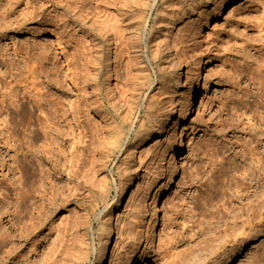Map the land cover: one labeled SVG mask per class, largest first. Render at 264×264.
Segmentation results:
<instances>
[{"label": "rangeland", "instance_id": "rangeland-1", "mask_svg": "<svg viewBox=\"0 0 264 264\" xmlns=\"http://www.w3.org/2000/svg\"><path fill=\"white\" fill-rule=\"evenodd\" d=\"M80 1L88 16L82 13L81 20L116 28L119 48L118 55L110 54V82L105 71L109 53L103 52L101 64L89 63L84 70L76 42L90 41L94 33L87 29L82 34L78 29L81 20L72 24L69 17L70 25L60 21L58 15L65 9L55 0H0V12H10L6 26L0 18V215L8 211L17 217V236L39 225L8 264H61V258L54 262L57 250L78 230V220L88 212L93 246L98 247L121 191L125 170L119 168H132L139 178L112 222L114 248L107 264H130L133 260L126 263L130 255L141 258V264H185L187 259V264H264V222L251 232L241 225L233 231L227 210H232L234 200L243 194L240 191L247 188L243 173L248 163L241 153L248 144V125L253 124L248 119L255 111L264 115V97H256L264 88L256 52L262 49L264 53V32L258 26L264 20V0H222V6L213 2L173 27H153L156 15L150 0ZM201 59L207 62L203 90L196 97L191 118L182 126L186 139L184 151L177 156L178 178L162 199L160 225L153 231L157 215L152 210V191L160 190L167 177V147L178 124H173L171 141L168 137L147 143L134 161L125 151L108 159L106 152L117 140L110 102L132 106L131 96L138 97L148 79L153 85L145 94L149 100L153 96L156 114L175 107L180 118L183 87L192 83L190 69ZM178 68L188 78L179 85ZM33 86L46 87V100L60 102L61 136L56 147L49 146L50 141L45 142L40 133L37 136L39 129L33 133L31 98L22 99L27 91L34 94ZM251 91L255 96L248 94ZM14 101L22 108H15ZM128 108L120 110L121 117H129ZM116 122L127 130L121 119ZM50 148L53 157L49 159L44 154ZM256 151L257 157L264 155V139ZM108 160L101 167L100 162ZM107 188L109 195L104 200ZM20 197L30 198L22 219L14 212ZM6 222L7 218L3 225L9 227ZM237 231H244L241 238ZM9 245H0V260L7 259ZM215 245L221 248L216 253ZM211 248L215 250L209 254ZM98 259L93 255L91 264Z\"/></svg>", "mask_w": 264, "mask_h": 264}, {"label": "bare ground", "instance_id": "bare-ground-1", "mask_svg": "<svg viewBox=\"0 0 264 264\" xmlns=\"http://www.w3.org/2000/svg\"><path fill=\"white\" fill-rule=\"evenodd\" d=\"M55 1L57 2L56 5L59 8L65 9L63 11V13H60V15H58V19L60 21H63L65 23H67V21H68V25H70L71 24V23H69V17H70V20L73 22L72 24H77L81 20L82 13H84L83 15H85L86 19H87L88 16H87V13H85L86 9L83 10L82 9L83 6L80 7V4H82L81 3L82 1H80V0H55ZM150 2H152V4L150 5V9L156 15L154 18L153 27L156 26L157 24H159L160 27H164V26L173 27L177 23H179L180 21L188 18L193 12L199 11L202 8V6H208L209 4H211L213 2L214 3L216 2L220 5L224 4L222 2V0L221 1L220 0H150ZM193 14H195V13H193ZM263 14H264V9H263ZM9 15H10L9 11H1L0 12L1 21H3V23H4L3 25H5V26L8 23L6 21L10 17ZM37 15H39V14L37 13ZM34 18H36V17H32V19H34ZM263 18H264V16H263ZM81 21L82 22L78 24V27H79L78 29L82 34L87 29L94 33V35L92 36L93 38L90 41L84 42V41L78 40L76 42V46L78 47V49L76 50V53L80 54V57L82 59L83 65H84V70H86V66L88 69L89 63H92L93 65L101 64L102 63L101 60L103 58V52L107 51L109 54H108V57H106L107 65H106L105 71H106V75H107V77H106L107 82H110V80L112 78L111 77V69L109 67L110 64H108V63H110L109 59L112 57V55H110V54L114 53V55H118L117 51L119 48V46L117 45V33L115 32L116 28L115 27H109L108 28L106 26H105V28H102L99 26V24L97 25L98 21H97V23H96V21H93V24H87V23H85V21H83V20H81ZM149 22H150V19L145 21L144 27L142 29V31L144 33H146L145 28H146L147 24H149ZM1 24H2V22H1ZM258 26L260 29L259 32H264V20H261V22L258 23ZM9 27L10 26L5 27V29H8ZM146 36H147V34H146ZM173 50H175V49H173ZM183 51L184 50L182 49V52ZM185 52H186V50H185ZM185 52L182 54H185ZM256 52L259 54V57H257L258 58L257 70L260 72V75L262 77L261 86H264V53H262V49L258 50ZM142 54L145 55L144 50H143ZM250 57H252V56H250ZM206 65H207V62L205 60L201 59L195 67H192L190 69V73L192 74V78H191L192 83L187 84L183 87L184 91H183L182 99H181L182 113H181L180 118H177L175 107H172L168 113L159 112L156 114L157 111L155 110L156 109L155 108V106H156L155 102L153 103V100H151V99H153V96L150 98V100H151L150 101L149 100L150 96L147 95V93L145 94L146 90H152L153 82L151 80H148V79H146L145 82L140 86L141 93L138 94V97H134L133 95L131 96L132 98H134L133 102H131V103H133L132 106L128 105L127 103H124L123 101L115 102L113 100L114 102H112V101L110 102V104L113 105L112 107L114 108V111H115L114 118H113L112 122L115 124L114 129H117V140L112 145L111 148H108V150L106 152V158H108V159H111L112 157H114L118 153L125 151L127 153L128 157L132 161H134L136 159V154L142 152V146L146 145L147 143L153 142V140L155 141L157 138H161L162 140L163 139L167 140L168 137H169V140L171 141V138L173 136L172 132H171L173 124L175 122H177V124H178V126L176 127L173 142L171 141L167 147L168 153L166 155V158L168 160L169 166L167 169V177H166V179L162 185V188L160 190L154 192V191H152L154 181H151L148 183L150 185L149 190L152 191V194H153L152 210H154L155 214L157 215L156 219L153 221V231L156 229V227H158L160 225L158 214H159V209L161 207L162 199L164 196H166L167 194H169L172 191V188H173V186H174V184L178 178L177 156L182 151H184L185 139H186V133H185L186 129L182 126L184 124L188 123L189 119L191 118V116L193 114V110H194V104H195L196 97L203 90L202 79H203L204 67ZM115 73H116V70H115ZM177 74H178L176 77L177 85L183 84L185 79H188V78H186L185 73L182 71L181 68H178ZM108 89H109L108 93L110 94L108 97L112 98L111 97L112 91H111L110 85H108ZM45 90H46V87L41 88V89H36L35 86H33L31 91L34 92V94H31L30 92L27 91V92L22 94V99L31 98L32 110H33L32 114H31V119H32V125L34 126L33 133H36V131H37L36 128L39 129L40 131H37L38 134L36 133L37 136H39V133H40L44 138H46L45 142L50 141L48 144L49 146L53 145L54 147H56L59 145V142H57V141L60 140V136H61L60 135V133H61V130H60L61 119H60V114H59L60 102H57V101H55V102L50 101L49 102V101H47L45 97H48L49 94ZM260 91L261 92L258 95L256 94L257 95L256 97L257 98L259 97L260 99H262L264 97V88L260 89ZM248 94L250 96L254 95V93H252V91L250 93L248 92ZM17 96L18 95H16V98H17ZM148 100H149V103L146 105V102ZM141 102H143L142 105H140ZM260 103H262V102H260ZM12 104L15 105V108L16 107L22 108V104L20 105L18 103V101H14ZM262 105H263V103H262ZM126 107H129L127 111L130 115H129V117H121L120 110L125 109ZM255 107H257V106H255ZM262 108H264V105L262 106ZM37 112H39L42 115L44 114L45 116L44 115L43 116H37V114H36ZM254 113H257V112L255 111ZM254 113H253V116H251V118L248 119L249 123L251 122V120L253 121V124L248 125V131H249L248 132V135H249L248 144L246 142V144H247V145L245 144L246 148L244 149V151H242V152H244V154L241 153L242 157L244 158V161L246 160L248 163V164L245 163L247 168L245 167L246 169L244 170V173H243L244 174L243 180L246 182L247 188L242 189L240 191V192H243V194H241V195L238 192V194L240 196L237 195L239 197H237V199L234 200L235 206L234 207L232 206L233 207L232 210H230L231 208L227 209L229 211L228 217H230L228 219H232L231 221H233L232 222V224H233L232 228L234 227L233 231L239 230L242 227L244 229L249 228L250 229L249 232H251L252 230L254 231V229L257 228L259 225H262V223L264 222V155L262 154L260 156V154H259L260 157H257L258 152L256 151L257 147L260 145V143L264 139V115H262L260 112L257 113L258 115H255ZM116 119H121V123L127 127L126 131H123L121 129L119 123L116 122ZM157 134H159V135H157ZM92 138H93V136H92ZM89 143H91L90 139H89ZM20 150L22 151V148H20ZM52 154H53V151L50 148V150H47V153L44 155H46V156L49 155L50 156L49 159H50L51 157H53ZM239 155H240V153H239ZM139 159H140V156H139ZM41 160L43 161L44 158H42ZM38 162H40V161H38ZM20 163L23 164L22 162H20ZM20 163H18V167H19L18 169H19L20 175H22L21 174L22 169H20L21 168ZM108 163H109V160L106 162L101 161L100 165H101V167H106L108 165ZM124 170H125V173H124L122 183L120 185L121 191L119 194V198L114 205V206H116V204H117V206L116 207L113 206L110 213H109V224L106 227L103 226L104 227V233L101 237V240L99 241L100 243H99L98 247L95 248L93 246V236H92L93 232H91L92 225L89 222L90 221L89 220V214L90 213L88 212L89 214L88 213H86L85 215L82 214V217L78 220L77 227H76V229H78V230L73 235H71V237L69 239H67L64 244H62L59 247V249L56 252V255H55L56 258L54 259V262H55V260L57 261L58 259L61 258L59 261V263L62 262L61 264H91V257L94 255V258L99 257L96 264H107L108 263L109 259L112 257L113 248H114L113 243H114V237H115L114 236L115 235V229L112 227L113 226L112 222H113L114 218L116 217L117 210H121L124 207L128 197H129L130 189L135 186V180H137L139 178V177H137V171L132 169V168L131 169L119 168L118 171L121 172ZM23 174H24V172H23ZM116 189H118V188H116ZM108 195H109V188H107L103 194L104 200L107 199ZM27 198H29V197H25V198L20 197V201L16 202L18 204L16 207L17 210L14 211L16 213L15 216L21 214V216H20V218H21L23 212H25V210L28 209V207L30 208V206H29L30 200L27 201ZM31 206H33V205H31ZM6 218H7L6 224L7 225L9 224V227L4 226L5 225L4 219H6ZM20 218H19V220H20ZM16 219H17V217H16ZM16 219H15L14 215L11 212L9 214L8 211L7 212L5 211L0 215V227H1V229H0V245H6L5 246L6 248H7V245H9V244H10L9 246H12V249L10 248L11 251H9L10 254L7 256V259L0 260V264H8L9 260L11 261V259L12 260L16 259V257L18 256L17 255L18 251H20L22 248H24L25 245L28 244L29 235L34 234V232L36 231V229L39 226L37 223H35L33 226L31 225L32 227L30 230L27 229V230L22 231V232L19 230L21 233H19L17 236L15 234V222H14ZM231 221H229V222H231ZM17 222H19V221L16 220V223ZM239 225H241V227H239ZM225 231H227V230H225ZM244 231H243V233H241L242 231L241 232L237 231L239 233L238 237L241 234H244ZM231 232L232 231H230V233ZM224 234H225V232H224ZM224 234H222V235H224ZM232 235H231V237L230 236L229 237L231 239H234V238H232ZM218 236L220 237V235H218ZM211 238H213V236ZM235 238L239 239L241 237L237 238V234H236ZM215 239L218 243L220 242V240L219 241L217 240V237H215ZM236 239H235V241H236ZM243 239H244V237H243ZM224 240H225V238H224ZM211 244L213 246L214 243L211 242ZM224 244L225 243H223L220 246L223 247ZM234 244H236V243H234ZM205 245H206V243H205ZM205 245H204V247H205ZM238 245H239V243H238ZM209 246L212 247L211 245H209ZM209 246L207 245L205 248H207ZM217 246L215 245V248ZM2 247L3 246H0L1 249H2ZM219 248L217 247V250L214 249L215 253L218 251ZM208 250L206 249V252ZM214 250L212 249V252L210 250L209 254L213 253ZM198 251L199 250H197V252ZM189 252L188 253L186 252V253L188 255H191V254H189ZM200 252L201 251H199V253ZM191 253H193V252H191ZM187 254H186V257H187ZM204 254L207 255L208 252L205 253V250H204L203 255ZM200 256L202 257V255H200ZM204 257H202V259L206 260V258H204ZM258 257H257V259H258ZM183 258H181V259H183ZM181 259H180V261H182ZM200 259H199V263H201ZM130 260L131 261L133 260L132 263H130V264H141V258H139L135 255L128 256L126 263ZM185 260H186V258H184V261ZM16 261H18V260H16ZM35 261H34V263H35ZM186 261H187L186 263L184 262L185 264L188 263V259ZM254 261H258V260H255V258H254ZM203 262L205 263L206 261L202 260V263ZM20 263L21 262L16 263L13 261V263H11V264H20ZM23 263L24 264H32V263L26 262V261H23ZM252 263H254V262H252ZM255 263L257 264V262H255ZM259 263L260 262L258 261V264Z\"/></svg>", "mask_w": 264, "mask_h": 264}]
</instances>
